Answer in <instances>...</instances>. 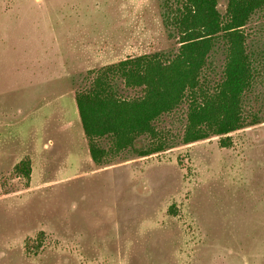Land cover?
I'll use <instances>...</instances> for the list:
<instances>
[{"label": "rangeland", "instance_id": "374dc122", "mask_svg": "<svg viewBox=\"0 0 264 264\" xmlns=\"http://www.w3.org/2000/svg\"><path fill=\"white\" fill-rule=\"evenodd\" d=\"M162 3L0 0V264H264L261 16L249 40L261 75L244 101L247 121L259 123L231 133L230 147L219 137L183 145L185 103L157 124L171 149L91 159L75 94L91 71L176 52ZM212 61L210 85L222 54ZM23 160L29 181L15 172Z\"/></svg>", "mask_w": 264, "mask_h": 264}, {"label": "trees", "instance_id": "16d2710c", "mask_svg": "<svg viewBox=\"0 0 264 264\" xmlns=\"http://www.w3.org/2000/svg\"><path fill=\"white\" fill-rule=\"evenodd\" d=\"M162 9L163 25L178 45L176 52L126 58L91 71L89 87L75 94L97 166L123 152L148 157L171 149L174 139L157 124L185 103L183 145L219 137L222 147H230L231 133L260 122L247 121L244 101L261 75L249 40L254 17L264 18V0H227L224 12L219 0H163ZM217 53L223 56L222 75L210 85L204 73L213 67ZM121 84L139 94L124 97ZM15 172L29 181L30 160L18 163Z\"/></svg>", "mask_w": 264, "mask_h": 264}]
</instances>
